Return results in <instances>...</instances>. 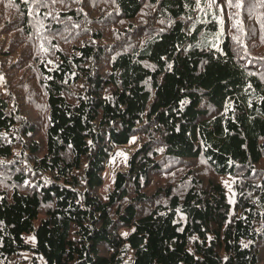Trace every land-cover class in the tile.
Returning <instances> with one entry per match:
<instances>
[{
	"label": "trees",
	"instance_id": "1",
	"mask_svg": "<svg viewBox=\"0 0 264 264\" xmlns=\"http://www.w3.org/2000/svg\"><path fill=\"white\" fill-rule=\"evenodd\" d=\"M0 264H264V0H0Z\"/></svg>",
	"mask_w": 264,
	"mask_h": 264
},
{
	"label": "rangeland",
	"instance_id": "2",
	"mask_svg": "<svg viewBox=\"0 0 264 264\" xmlns=\"http://www.w3.org/2000/svg\"><path fill=\"white\" fill-rule=\"evenodd\" d=\"M135 140H136V137L131 136L127 144L119 145L113 151L110 157V160L108 162V165L103 171V183H102V186L100 187V192L104 193L107 189L111 188L113 175L116 170L122 169L125 167L126 161H127V155L134 148ZM219 182L223 186L227 201L230 204V208H232L234 199H235V194H234V190L232 187L233 179L231 176L223 174L219 176ZM16 233L21 238L28 241L29 243L34 242V237L31 234H22L18 230L16 231ZM24 255L26 257H30V255L26 252H24Z\"/></svg>",
	"mask_w": 264,
	"mask_h": 264
},
{
	"label": "snow or ice",
	"instance_id": "3",
	"mask_svg": "<svg viewBox=\"0 0 264 264\" xmlns=\"http://www.w3.org/2000/svg\"><path fill=\"white\" fill-rule=\"evenodd\" d=\"M237 6H239V5L237 4Z\"/></svg>",
	"mask_w": 264,
	"mask_h": 264
}]
</instances>
